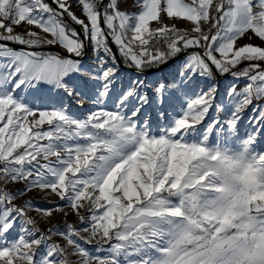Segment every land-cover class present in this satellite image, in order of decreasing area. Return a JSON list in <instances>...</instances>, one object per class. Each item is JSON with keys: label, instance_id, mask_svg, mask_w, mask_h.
Instances as JSON below:
<instances>
[{"label": "rangeland", "instance_id": "rangeland-1", "mask_svg": "<svg viewBox=\"0 0 264 264\" xmlns=\"http://www.w3.org/2000/svg\"><path fill=\"white\" fill-rule=\"evenodd\" d=\"M52 1L0 0L79 57L0 44V264H210L264 193V0H106L125 68L102 0ZM151 31L185 55L141 73Z\"/></svg>", "mask_w": 264, "mask_h": 264}, {"label": "crops", "instance_id": "crops-1", "mask_svg": "<svg viewBox=\"0 0 264 264\" xmlns=\"http://www.w3.org/2000/svg\"><path fill=\"white\" fill-rule=\"evenodd\" d=\"M255 212L210 246V264H264V193L255 199Z\"/></svg>", "mask_w": 264, "mask_h": 264}, {"label": "water", "instance_id": "water-1", "mask_svg": "<svg viewBox=\"0 0 264 264\" xmlns=\"http://www.w3.org/2000/svg\"><path fill=\"white\" fill-rule=\"evenodd\" d=\"M46 1H47V2H48V3H49V4H50L55 10L58 11L57 6L53 3L52 0H46ZM105 1H106V0H102V2L99 4V8H98V10H99V14H100V21H101L102 31H103V33H104V35H105V37H106V39H107V41H108V43H109L110 49H111V51H112V53H113V56H114L116 62L118 63V65H119L120 67L125 68V67H123V66L121 65L120 60H119V58H118V54H117L116 49H115V46H114V44L112 43L110 36L108 35V33H107V32L105 31V29H104V25H103V21H102V20H103V19H102V18H103V17H102V9H101V8H102V6L104 5ZM59 13L61 14V16L63 17V19L65 20V22L68 23V24H70L71 26H73V27L76 29L77 33H78V34L80 35V37L82 38V33H81V31H80L79 26L76 25V24H74L73 22H71L70 19L65 15L64 12H62V11L59 10ZM82 42H83V41H82ZM0 44L3 45V46H5V47L12 48V49H14V50L52 52V53H54V54H56V55H58V56H62V57H64V58H70V59H73V60H77V59L79 58L78 56H73V55H71V54H69V53L63 51L61 48L57 47L56 45H53V46H50V47H42V48H30V47L23 46V45L18 44V43L9 42V41H2V40H0ZM83 44H84V42H83ZM84 46H85V44H84ZM184 55H185V53H181V54H179L177 57H175L174 59H172V60H170V61H168V62H166V63H164V64H162V65H160V66H158V67L155 68V69H152V70L148 71L147 73H149V74L157 73V72L161 71L162 69H165V68H167L168 66L172 65L173 63H175L176 61H178L180 58H182ZM208 64H209V66L211 67L212 71H213L215 74H217L216 71L214 70V68L212 67V65H210V63H208ZM247 64H248V65H253L254 63L249 62V63H247ZM259 65L264 69V65H263V64L259 63ZM127 69H128V68H127ZM219 77H220V76H218V78H219Z\"/></svg>", "mask_w": 264, "mask_h": 264}, {"label": "trees", "instance_id": "trees-1", "mask_svg": "<svg viewBox=\"0 0 264 264\" xmlns=\"http://www.w3.org/2000/svg\"><path fill=\"white\" fill-rule=\"evenodd\" d=\"M211 33H210V31H209V33H204V34H201L200 35V37H202V39L204 38V37H207V38H210V36L211 35H213L214 36V34L212 33L211 35H210ZM202 41V40H201ZM176 45H181V42L178 40V38H177V40H176V42L174 43V44H172V45H170V46H176ZM169 46H165V47H162V48H160V49H158V50H155V51H151L155 56L157 55V56H160V57H162L160 60H157V61H153V62H148V63H143L142 64V70H139L141 73H147L148 71H150V70H152L153 68H155V67H158L159 66V64L160 63H162V62H164V61H168V60H170V59H172L173 58V56H175L176 54L174 53V52H170L169 50H167V48H168ZM175 48V47H174ZM174 50V49H173ZM146 51V50H145ZM148 52H150V51H148ZM121 61H122V63L125 65V66H130V63L129 62H126L125 60H124V58H121Z\"/></svg>", "mask_w": 264, "mask_h": 264}, {"label": "built area", "instance_id": "built-area-1", "mask_svg": "<svg viewBox=\"0 0 264 264\" xmlns=\"http://www.w3.org/2000/svg\"><path fill=\"white\" fill-rule=\"evenodd\" d=\"M177 37L173 31H167L165 33L149 32L148 40L142 46L146 51H155L162 47L172 45L176 42Z\"/></svg>", "mask_w": 264, "mask_h": 264}, {"label": "bare ground", "instance_id": "bare-ground-1", "mask_svg": "<svg viewBox=\"0 0 264 264\" xmlns=\"http://www.w3.org/2000/svg\"><path fill=\"white\" fill-rule=\"evenodd\" d=\"M33 11H36V10H33ZM33 11H32V13H33ZM24 30H25V32H27V31H32V30H35V28L34 27H24Z\"/></svg>", "mask_w": 264, "mask_h": 264}]
</instances>
